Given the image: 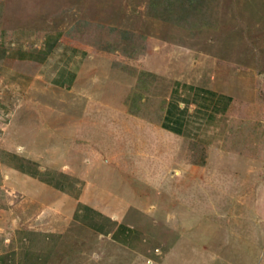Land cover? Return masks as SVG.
Listing matches in <instances>:
<instances>
[{
    "label": "rangeland",
    "instance_id": "374dc122",
    "mask_svg": "<svg viewBox=\"0 0 264 264\" xmlns=\"http://www.w3.org/2000/svg\"><path fill=\"white\" fill-rule=\"evenodd\" d=\"M151 1L6 0L19 26L60 30L89 53L74 88L38 83L27 119L0 115V140L37 142L46 162L84 171L156 243L143 253L107 240L103 264H264V0H198L160 16ZM173 81L229 96L222 148L198 151L163 129Z\"/></svg>",
    "mask_w": 264,
    "mask_h": 264
},
{
    "label": "crops",
    "instance_id": "0c3cea01",
    "mask_svg": "<svg viewBox=\"0 0 264 264\" xmlns=\"http://www.w3.org/2000/svg\"><path fill=\"white\" fill-rule=\"evenodd\" d=\"M1 1L0 115L10 112L17 122L27 119L25 104L33 97L25 92L36 84L74 88L89 50L60 30L19 26L6 0ZM167 88L163 129L198 151L222 148L231 119L229 96L189 81H173ZM134 110L131 115L138 119ZM23 130L18 127L15 133ZM10 135L0 140V264H103L107 240L143 253L156 244L132 225L126 206L116 210L99 198L84 171L70 163L46 162L36 153L37 142L30 145Z\"/></svg>",
    "mask_w": 264,
    "mask_h": 264
},
{
    "label": "trees",
    "instance_id": "16d2710c",
    "mask_svg": "<svg viewBox=\"0 0 264 264\" xmlns=\"http://www.w3.org/2000/svg\"><path fill=\"white\" fill-rule=\"evenodd\" d=\"M196 1H198V0H152L150 3V9L154 12V15L160 16L164 10L170 11L176 5L179 6L180 4L186 3L187 5L194 6ZM196 9H197V11L199 10V8H196ZM196 23L197 22H195V20H193L194 25H190V26H197ZM198 27H199V25H198ZM132 111H136V110L132 109Z\"/></svg>",
    "mask_w": 264,
    "mask_h": 264
}]
</instances>
